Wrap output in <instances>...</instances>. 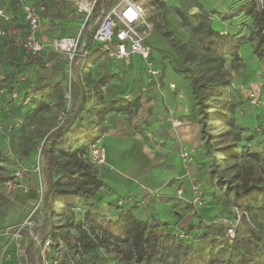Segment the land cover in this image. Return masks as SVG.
I'll list each match as a JSON object with an SVG mask.
<instances>
[{
	"label": "rangeland",
	"instance_id": "rangeland-1",
	"mask_svg": "<svg viewBox=\"0 0 264 264\" xmlns=\"http://www.w3.org/2000/svg\"><path fill=\"white\" fill-rule=\"evenodd\" d=\"M119 1L113 0L112 4L115 5ZM139 1L144 4L147 17L153 25V31L149 37V43L152 45L153 63L155 65L161 63L164 73L178 75L188 81L187 92L190 94V98L195 101V115H200V111L191 93L190 77L193 76L197 84L213 85L211 89L217 91L216 94L208 95L205 100L208 105L205 129L215 156L214 165L212 164L209 173L212 170L215 171L210 175L217 176V181H222L227 190L224 192L221 189L218 192L224 201V209L219 210L215 207L217 216L208 215L206 218L223 225L224 229L230 228L232 223H229L227 218L230 215L227 216L226 211L231 213L233 203L230 199L233 194L254 188L264 189V138L262 137L264 130L260 128L262 125L259 123L255 127L247 120L257 121V111L262 109V106L245 105L248 89L257 86L258 82L264 86L262 60L256 57L250 42L243 44L237 55H228L222 61L206 50L205 44L201 40L203 30L196 32L179 15L177 10L182 5L186 6L187 3L194 0ZM190 10V13H195L196 8L193 7ZM79 16L83 25L84 17L80 14ZM51 23L57 22L51 21ZM82 25L78 26L79 31H77L80 33L81 30L80 37L84 40V50L88 51V57H84L76 65L75 62H70L67 55L64 56V69L55 77L59 86L55 90L53 98H42L33 93L27 108L17 105L18 107L12 108V110L8 109L10 113L23 115L26 125L22 130L6 135L5 142L7 141L15 155L13 159L7 158L6 162L15 161L30 169L25 173V177L28 186L34 188L37 186V177L31 169L38 160L42 169L43 191L37 196V199L28 198L26 193L6 196L3 185H0V250L4 246L18 244V247H22L25 252L31 245L33 249L30 253L36 264H41L42 261L46 264H53L55 255L59 256L58 264H110L116 256L115 246L105 243L100 232L90 230L86 221V213L102 211L98 200H93L97 188L91 187L90 184L84 186V189H90L91 193L86 200L75 199L68 204L65 201L69 198H65L66 200H54L50 205L43 203L47 184L44 175L45 161L39 148H41L45 136L57 128V114L62 108H68L67 121L76 126H79L80 123L82 133L92 130V137L98 138L105 127L103 121L105 116L110 112L120 113L116 110L120 101L129 104L122 112H126L128 119H131L130 122H133L132 118L141 114L139 99L148 96L141 89L146 79L143 66L145 62H135L129 65L109 56L107 52L99 48V44L93 38H89L88 33L91 26L82 27ZM216 27L217 25L213 23L212 28ZM46 41L49 42V40ZM176 64L187 68L188 71H178L175 68ZM92 74L95 75L93 78ZM228 84L231 85L230 91H227ZM232 85H234L233 88ZM15 87H18V82ZM78 89H81V93H78ZM90 89L93 91L91 95L89 94ZM260 89L262 88L260 87ZM33 98L39 101V105H43L37 106ZM223 113L229 117H235V121L238 119L237 126L227 122L222 117ZM94 142L96 140L93 139L85 141L79 156H67L63 153L54 155L57 161L73 174L78 169L76 168L78 163L81 167H87L89 173L96 175L97 172L94 170L96 168L88 165L84 160L87 148ZM2 145L3 142L0 140V147ZM2 149L0 148V152ZM3 174V171H0V176ZM58 175L59 172L54 171L51 179L59 188L63 189V185L59 181L63 182L64 179L59 180ZM73 187L76 185L71 186V188ZM202 187L204 195L205 191ZM214 190H216V186H214ZM226 193L229 195H225ZM171 195L176 197L175 192H172ZM191 208L192 205L189 204L183 210L191 212ZM252 208L255 211L257 222L264 228V207L260 202L252 200ZM249 216L251 218L250 213L245 216L244 221ZM14 233L17 236H13ZM81 234L83 235L81 236ZM80 237H82V241ZM240 237L245 239L248 237L245 229L240 232ZM12 256L15 254L13 253ZM21 259L24 263L26 256H21ZM0 260L6 261L5 259Z\"/></svg>",
	"mask_w": 264,
	"mask_h": 264
},
{
	"label": "crops",
	"instance_id": "crops-1",
	"mask_svg": "<svg viewBox=\"0 0 264 264\" xmlns=\"http://www.w3.org/2000/svg\"><path fill=\"white\" fill-rule=\"evenodd\" d=\"M2 1L8 3L12 18L8 22L0 21V26L8 30L7 36H0V65L9 77L8 79L16 76L18 81V87L16 88L19 90V94L14 101L7 99V93L0 95V103L3 107L0 113V123L13 116H21L20 114L10 113L8 109L12 110V108L18 107L17 105L24 108L28 107L30 102L21 105L22 97L32 92L36 73L40 70L41 63L44 60H49L51 65L59 57L64 60V53L49 50L48 44L50 41L61 36L76 35L79 31L78 26L82 25V20L74 9L73 0H34L35 3L45 5V11L41 14V27L38 33L45 48L37 58H27L26 51L21 44L27 31L23 13L21 9L14 5L13 1ZM246 1L198 0L201 5L200 9L207 13L211 26L213 27L214 23L217 25L214 28L215 30L232 35L248 34L250 31L252 16L239 10L240 6ZM198 10L199 8H196L195 12ZM223 16L226 18H223ZM51 21L57 23L53 24ZM46 40H49V42ZM12 47L16 49L14 55L10 54ZM86 52L88 53V51ZM49 55L52 57L50 58ZM7 57L14 59L13 61L7 60ZM81 59L83 58L76 61V65L81 62ZM261 60L262 70L264 71V57ZM135 62L144 63L138 55L131 57L129 65ZM143 66L146 79L142 87H147L145 93L148 96L139 99L141 114L136 115V118H132L133 122H130L131 119H128L126 112H110L103 120L105 127L102 130L103 132L99 134L97 141L105 148L106 164L96 167V175L102 182V186L97 188L93 199L98 200L102 211L92 213L114 220L117 219L120 211L117 207H120L130 210L136 218L142 221L169 222L174 227L191 222L194 218L191 213H195L202 220L207 221L209 219L206 216H214L217 211L214 204L207 208L192 207L191 212L183 210L189 205L191 197L190 184L192 181L200 182L205 191V198L211 202L219 195L218 191L214 190L215 178H212L209 174L212 157L207 153L204 140L200 137L201 126L195 115V101L190 98V94L187 92L188 81L181 76L168 72L164 73L162 69L159 86L157 87L156 83L150 80L147 75L145 65ZM20 70H22V75L18 77V74L16 75L14 72ZM60 72L59 70L55 74L52 73L54 82H57L55 77ZM94 76L91 75L92 78ZM169 81L175 84V89L171 90L167 87ZM256 84L257 86L253 87L261 91L262 109L257 111V121L247 120L255 127L257 123H261V129L264 130V86L259 82ZM78 93H81V89H78ZM92 93L93 91L90 89L89 94ZM38 102L37 100L35 104ZM245 105L248 106V103ZM248 115L247 117H249ZM72 130L73 128L66 133L71 138ZM79 130L81 129L77 131ZM80 136L82 137L83 134H78V137ZM262 137L264 138V133ZM6 138L5 134H0V140L3 142L0 148L6 146ZM78 141L70 142L68 148L64 145L61 152H71L83 142V139ZM183 144H191L190 146L194 149L193 161L187 170L184 168L179 156ZM168 181L171 184L160 188L158 196L145 194V186L155 189ZM25 182L28 185L26 177ZM179 183L184 188L182 199L171 195L172 192H175V185ZM7 249L10 255L4 258L6 261L0 260V264H24L21 256H26V250L24 252V249L19 248L18 244L15 246L11 244L7 246ZM20 250L24 252L23 255H20ZM13 253L15 256H12Z\"/></svg>",
	"mask_w": 264,
	"mask_h": 264
},
{
	"label": "trees",
	"instance_id": "trees-1",
	"mask_svg": "<svg viewBox=\"0 0 264 264\" xmlns=\"http://www.w3.org/2000/svg\"><path fill=\"white\" fill-rule=\"evenodd\" d=\"M112 1L113 0H96L93 18L97 16L99 9L102 6H112ZM193 7L199 8V10L195 13H190V9ZM200 8L201 5L198 0H194L187 3L186 6L182 5V7L177 8V10L179 15L187 24L191 25L196 32L203 30L201 40L205 44V49L210 51L213 56L215 55L214 57L222 61L225 60V57L228 55L235 56L238 54V50L242 45L247 42H251L253 52L258 59L264 57V10L259 9L254 0H247L239 8V10H242L245 14H250L252 16L249 33L242 35H232L229 33L223 34L218 30H215L209 23L210 19L208 18L207 13L203 12ZM223 18L226 17L223 16ZM94 29L88 33L90 39L92 38ZM149 37L147 39L148 43ZM150 46L152 47L151 44ZM15 51L16 49L12 47L10 54L14 55ZM98 51H100V49H98ZM26 56L27 58H30L27 53ZM49 57L51 58L52 56L49 55ZM151 57L153 59L152 53ZM8 59L13 61L14 58L10 59L7 57V60ZM160 64H157L156 66L162 68V65ZM50 67H52V69L44 68L41 63L40 70L36 73L34 88L31 93H27V95L22 97L21 105L24 99L28 100V104L31 101L30 97H32L31 94L33 93L34 95H40L42 98H53L54 92L59 86V83L53 81V74H55L56 71H62L64 69V60L59 57L54 60V63ZM175 68L182 72L188 71L187 68L182 67L180 64H176ZM22 70L15 72L16 75L18 74V77L22 75ZM5 76V80L0 83V88L3 89V93H7L8 100L14 101L17 98L12 99L10 95L12 92H16L17 95L19 94V90L15 87L16 82H18L17 78L16 76H13L12 79H8L9 77L6 72ZM190 81L191 93L194 96L200 111V115L196 114L201 126L200 137L204 140V146L207 153L212 157V166L215 156L211 150V145L208 141V135L206 134L205 129V118L207 116L206 109L208 107L205 100L208 95L216 94L217 91L211 89L213 87L211 84H197L193 76L190 77ZM226 87L227 91L231 90V85L228 84ZM33 99L35 100V98ZM38 103L36 104L37 106L43 105H39ZM246 103L248 102L245 98V104ZM128 105L129 104L120 101L116 110L123 111ZM110 108L113 109V107ZM64 109L65 108H62V110ZM21 116L25 121L23 126V128H25L26 119L23 115ZM222 117L231 125L237 126L236 122L238 119L235 121V117H229V115H226L225 113L222 114ZM67 120L68 118H66L62 125L58 126L54 131L45 136L40 148L45 161L44 175L47 184V190L43 195V203L48 205L54 202V200H66L65 198H69L65 201V203L68 204L75 199L86 200V198L90 197L91 193L90 189H84V186H87V184H90L91 187L94 188L102 186V182L97 178V175L89 173L87 167H81V165L77 163L76 168L78 169L73 174L57 161V158L54 155L55 153H63L67 156H79V152L83 148L85 141H88L89 139L97 141L98 139L92 137V130L82 133L80 123L79 126H76ZM259 124L261 125V123ZM71 128H73L71 131L72 138L66 135ZM260 128L262 127L260 126ZM78 129L81 130L77 131ZM255 129L257 130V128ZM86 132H88V134H86ZM78 134H83V136L78 137ZM80 139H83V143L78 145L74 150L71 152L66 151L65 153L63 151L61 152L64 145L68 148L70 142L78 141ZM6 144H8L7 141ZM89 147L84 154V160L88 165L96 168L97 166H94L89 162ZM0 160H7V158L3 156V152H0ZM94 170L96 171V169ZM0 171H3L4 173L3 176H0V185H3L6 179L10 177V174L1 166ZM54 171L59 172V180L61 178L64 179L63 182L59 181V183L63 185V189L59 188L56 183L52 181L51 178ZM214 172L215 171L213 170L211 171V173ZM211 177L215 178L214 184L217 182V184H215V191L219 192L222 189V191L224 190L225 192V190H227L226 185L222 184V181H217V176L212 175ZM74 185H76V187L71 188V186ZM25 193L28 198L37 199L36 187H29L28 191ZM212 193L214 194V192ZM225 195L229 194L226 193ZM211 199L213 200V198ZM230 200L233 203L231 213L226 211V215H230L227 219L235 228V235L232 239L226 237L223 225L218 224L211 219L204 221L195 213H192L194 218L191 222L179 227H174L169 222L157 220L142 221L136 218L130 210L120 207H117L120 211L118 212L117 219L114 220L107 219L105 216L101 215H92L93 213H86L85 216L89 226L88 228L90 230H98L105 243H111L115 246L116 256L110 264H264V228L257 222L255 211L252 208V200L260 202L262 207H264V189L261 190L254 188L253 190L239 191L234 193ZM223 202V199L218 195L212 202L206 199V204L202 208H207L214 204V207L221 210L224 209ZM234 209L241 211V216L237 220H235ZM248 213H250L251 218L249 216V218L244 221V218L245 216H248ZM242 229H245L248 235L246 239L240 237ZM181 234H185L186 237ZM82 235L83 234H81V236ZM80 240L82 241V237H80ZM82 244L84 245L83 242ZM32 249L33 247L30 245L26 250L28 264H35L34 257L30 253ZM58 263L59 261L56 264Z\"/></svg>",
	"mask_w": 264,
	"mask_h": 264
},
{
	"label": "built area",
	"instance_id": "built-area-1",
	"mask_svg": "<svg viewBox=\"0 0 264 264\" xmlns=\"http://www.w3.org/2000/svg\"><path fill=\"white\" fill-rule=\"evenodd\" d=\"M13 1L14 5L21 9L23 17L27 24V31L22 46L26 53L31 58H37L44 50L45 46L42 40L39 38V30L41 27V14L45 11V5L42 3H35L34 0H9ZM259 9L264 10V0H254ZM75 11L84 17V26H91V30L94 29L92 38L99 44V48L107 52L109 56L114 57L117 60L123 61L126 64L130 63V59L133 55H138L145 62V70L150 80L159 86V78L162 75V68L156 66L153 63L151 57V46L147 42V39L152 31L153 25L149 21L146 8L144 4L139 0H120L117 4L110 7L102 6L95 18H93L94 10L96 7V0H73ZM12 18V15L8 9V3L0 0V21L8 22ZM89 30V31H91ZM81 33V30H80ZM80 33L71 36H61L54 38L48 44L49 50L53 52H60L67 55L70 62L78 61L79 58L88 56V53L84 50L85 43L80 37ZM8 30L0 26V36H7ZM44 68L51 66L49 60L42 62ZM5 72L0 65V83L5 80ZM167 87L171 90L175 89V84L171 81L167 83ZM234 87V85H232ZM142 91L146 92L147 87H142ZM3 93V89L0 88V94ZM10 97L12 99L18 98L16 92H12ZM248 104L252 107H260L263 104V99L260 96L258 88L251 87L248 89L245 96ZM27 99L22 101V105H26ZM2 110V104H0V113ZM69 113V109L65 108L61 110L56 117V126L62 125ZM24 119L22 116H13L8 120L0 123V134L7 135L8 133L22 129L24 126ZM40 150V148H39ZM194 149L183 144L180 148L179 156L183 163L184 168L187 170L189 165L193 161ZM3 156L5 158H14V153L9 144L3 148ZM88 159L94 166H102L106 164L105 148L98 144V141L92 143L89 147ZM0 166L8 171L10 177L6 179L3 184L4 194L11 196L17 193H25L28 191L29 186L25 182V173L29 171L24 165H20L15 161L6 162L0 160ZM37 177L36 192L37 196L42 194V169L38 160L35 162L31 169ZM171 182H166L161 187L153 189L150 186H145V194L158 196V190L162 187L168 186ZM175 196L178 199L184 197V188L181 183L175 185ZM191 197L189 204L193 207H203L206 204L205 196L201 190L200 182L192 181L190 184ZM235 220L241 216V211L234 209ZM7 234V233H6ZM186 237L185 234H181ZM225 235L228 239H232L235 235V228L232 227L225 229ZM13 236H17L16 233ZM46 246V245H45ZM44 246V247H45ZM43 247V248H44ZM20 255L24 252L20 250ZM43 253V250H41ZM22 254V255H23ZM10 255L7 246H4L0 252V259H4ZM24 256V255H23ZM59 256L53 257V264L57 263ZM24 264H28L27 259H24ZM21 264V263H20ZM42 264H46L44 261Z\"/></svg>",
	"mask_w": 264,
	"mask_h": 264
},
{
	"label": "water",
	"instance_id": "water-1",
	"mask_svg": "<svg viewBox=\"0 0 264 264\" xmlns=\"http://www.w3.org/2000/svg\"><path fill=\"white\" fill-rule=\"evenodd\" d=\"M160 152V151H159Z\"/></svg>",
	"mask_w": 264,
	"mask_h": 264
}]
</instances>
